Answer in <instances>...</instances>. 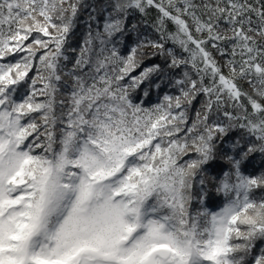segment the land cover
<instances>
[{
  "label": "snow or ice",
  "instance_id": "6c2138e0",
  "mask_svg": "<svg viewBox=\"0 0 264 264\" xmlns=\"http://www.w3.org/2000/svg\"><path fill=\"white\" fill-rule=\"evenodd\" d=\"M0 264H264V0H0Z\"/></svg>",
  "mask_w": 264,
  "mask_h": 264
},
{
  "label": "trees",
  "instance_id": "16d2710c",
  "mask_svg": "<svg viewBox=\"0 0 264 264\" xmlns=\"http://www.w3.org/2000/svg\"><path fill=\"white\" fill-rule=\"evenodd\" d=\"M84 31V28L83 26L81 25L80 27L77 28V31H76V35L72 38L71 40V43H70V47L72 48H78L79 47V43H80V40L82 38V33ZM122 54H126V51H124ZM70 56H73L74 54L72 53H69ZM160 57H156L153 61H150L152 63H156V62H160ZM70 66V65H69ZM139 70H137L138 72ZM133 74H136V73H133ZM161 92H163V90H161ZM160 92V93H161ZM159 93L160 96H162L161 94ZM143 98L142 97V92L141 91H138L134 94V99H136L137 102H139V100ZM144 99V105L146 107H150L152 104H155V103H158L159 102V99H158V94L154 91L150 94L149 97L147 98H143ZM256 159H259L258 157ZM258 170V169H257ZM215 174V173H213ZM214 199H216L217 203L220 202V198H216L214 197ZM211 206V205H210Z\"/></svg>",
  "mask_w": 264,
  "mask_h": 264
},
{
  "label": "rangeland",
  "instance_id": "374dc122",
  "mask_svg": "<svg viewBox=\"0 0 264 264\" xmlns=\"http://www.w3.org/2000/svg\"><path fill=\"white\" fill-rule=\"evenodd\" d=\"M160 94L163 95V92H161Z\"/></svg>",
  "mask_w": 264,
  "mask_h": 264
}]
</instances>
